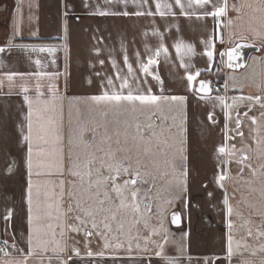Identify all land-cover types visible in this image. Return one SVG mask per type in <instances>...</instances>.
Wrapping results in <instances>:
<instances>
[{"label":"crops","instance_id":"1","mask_svg":"<svg viewBox=\"0 0 264 264\" xmlns=\"http://www.w3.org/2000/svg\"><path fill=\"white\" fill-rule=\"evenodd\" d=\"M0 5V240L8 245L0 264H264V242L252 240L254 233H264V165L258 160L264 156V0ZM221 7L223 15L211 14ZM239 41L259 45V53L243 71L221 66L213 72L219 52ZM216 72L224 74V84H217ZM202 80L218 91L199 94ZM240 92L253 104L238 103ZM104 93L161 99L156 105L136 101L133 111V102L98 105L91 99ZM126 107L130 128L120 125ZM155 109L182 111L186 125V159L179 167L187 175L168 179V185L185 186L181 210L169 212L180 213L178 227L171 214L154 213L149 198L153 186L167 182L154 179ZM245 125L250 137L257 133L262 141L247 140ZM234 156L256 162L247 164L256 169L251 177L238 172ZM132 179L135 185H125ZM116 186L127 204L137 193L139 212L121 209L115 219L108 212L88 215L94 206L89 193L97 191L99 199L108 193L105 209L118 208ZM156 224L164 233L167 224L181 233L177 239L157 238L156 250ZM230 237L236 239L231 255Z\"/></svg>","mask_w":264,"mask_h":264},{"label":"rangeland","instance_id":"2","mask_svg":"<svg viewBox=\"0 0 264 264\" xmlns=\"http://www.w3.org/2000/svg\"><path fill=\"white\" fill-rule=\"evenodd\" d=\"M2 1L9 2L10 0H0V4ZM1 8V5H0ZM245 69V68H244ZM243 71V70H241ZM232 73H239V72H232ZM236 75V74H233ZM249 90V89H248ZM252 89L248 92L249 96H252ZM247 94L239 93L238 95V103H245L247 104L248 102H252L253 100L247 98ZM232 102L236 100L235 97H231ZM129 110V108H124L121 111V116H125L124 119L120 122L121 127H128L130 128V123H129V112L126 110ZM257 112L262 110H256ZM264 112V111H263ZM264 113L261 114L260 119H264ZM262 125V124H260ZM185 121L183 119V113L182 111L179 112L176 111L175 114H171L169 112L168 114H162L158 109H155L154 112V121H153V166L155 167V181L159 180L162 181L164 178H167V182L165 183L166 185L162 184V182H159L152 187V192L150 193V201L152 203V207L154 210V213L158 214H168L171 212V210H181L182 204L184 200V195H185V186H181L180 182H175V185H168L172 182H169L168 179L170 180H178L183 177L181 168L179 165L182 163V159L184 158L183 154V145H184V138H185ZM122 127V128H123ZM261 127V126H260ZM244 131V135L247 140H253L257 139L262 141V137H258L257 133L255 135L253 134V137H250V132L249 129L245 127L242 128ZM261 132V131H260ZM264 135V134H263ZM255 136V137H254ZM261 136V135H260ZM264 142V140L262 141ZM128 144V143H127ZM125 146V145H123ZM258 160L260 161L261 165H264V156L261 158L259 157ZM231 162L233 163H238L240 169L238 172L240 173L241 171L246 173L247 177H251L256 171L254 167H251L249 165H252L256 163L253 159L250 160H238L236 156L231 158ZM247 164H249L247 166ZM256 167V166H255ZM262 166L259 167V171H261ZM234 170V169H233ZM160 177L158 178L156 176ZM231 172H233L231 170ZM264 172V168H263ZM161 173V175H160ZM165 174V175H164ZM163 178V179H161ZM233 201V197H231ZM238 202V200L236 201ZM173 208V209H172ZM176 208V209H175ZM174 212V211H173ZM172 214V213H169ZM254 219L257 220L258 217L254 216ZM164 233V229L159 226L155 225L154 227V235H155V249L158 250V241L157 238H165V241L168 239H177L178 235H180V230L179 228H174L171 226V224H167ZM165 234V237H164ZM247 239V237H245ZM236 240L234 237H232V241L234 242ZM253 241H260L264 242V233H254V238L252 239ZM251 240V241H252Z\"/></svg>","mask_w":264,"mask_h":264},{"label":"snow or ice","instance_id":"3","mask_svg":"<svg viewBox=\"0 0 264 264\" xmlns=\"http://www.w3.org/2000/svg\"><path fill=\"white\" fill-rule=\"evenodd\" d=\"M176 2H177V4H179L180 0H176ZM196 2L198 4H204V3H208V0H196ZM159 7H160V5L157 4V8H159ZM224 12H225V7H221L218 11L213 12L211 14L215 15V16H220V15H223ZM100 14L104 15L106 13L101 12ZM124 14L127 15V13H124ZM136 14L137 15H142L143 13L137 12ZM161 15H163V13H161ZM179 50H180V45H177V51H179ZM0 51H2V49H0ZM42 51H43V49H42ZM49 51H51V50H49ZM234 51H235V49H234ZM157 55H158V53H157ZM208 55L211 56L212 53L208 52ZM236 58L238 59L239 57L237 56ZM150 63H151V61H150ZM129 69H130V66H129ZM144 70H145V72H147V68H145ZM192 79H194V77L189 76V80H192ZM108 83L111 84L112 81L109 80ZM201 89L202 90L204 89V85H201ZM25 91H27V89H25ZM25 99H27V97H25ZM91 99L98 105L101 104V103H113L114 102L115 105L119 106L121 104V102H124V101L133 102V111H135L134 102L139 101L141 105H156L161 98L157 97L155 95H131V94H129V95H120V94L109 95L107 93H104L103 95L94 96ZM172 99L173 100H176V99H181L182 100L183 98L172 97ZM29 105L31 107V102L30 101H29ZM31 118H32V111H30L29 114H28V120H29L28 132H29V135L25 137L26 140L30 139V137H31V132H32ZM140 127L141 126L139 124L136 125V129H137L138 133L140 131ZM147 127L151 128L152 124L149 123L147 125ZM140 139H143V137H140ZM219 151L221 153H223V152H225V149L222 147V148H220ZM30 156H31V150L29 151V161H28L29 167H31ZM184 159H186V157ZM245 159H246V157H245ZM123 171L128 172L129 168L128 167H124ZM86 174L88 176H91V171L89 170ZM135 174H136V176L140 175L138 170L136 171ZM182 174L185 177L187 175L186 171L182 172ZM73 175L80 176L81 180L83 179V176L80 173H78V172L73 173ZM220 178L222 180L225 179V177L223 175ZM136 182L137 181L135 179H132L130 181H125V185H127L129 183H131L132 185H135ZM97 183H99V182H97ZM91 187H92V185L90 183L89 184V188H91ZM115 190H116L117 194L122 197V192H121V189L119 188V186H116ZM28 193H29L28 203L31 205V203H32V200H31V187L29 188ZM103 195H104L105 199H108V193L107 192H104ZM131 195H132V200H133V203L131 205L127 204L126 203V199L122 197L121 200H120V204H119L118 208L115 211H113V209H111V208L105 209L103 207V205L105 203V199H99V196H100L99 191H97L94 196L91 193H89V198L94 201V206L90 207L89 209H86V212L90 216L94 215L95 213L108 212V213H111V218L112 219L116 218V212L120 211L121 209L132 208L133 211L139 212V205L135 203L137 193L135 191H133L131 193ZM262 195H264V192H262ZM225 203H227V201H225ZM231 211H232V209L229 208V212L230 213H231ZM9 218H10V213H9ZM77 219H79V217H77ZM105 219H107V217H105ZM175 219L178 221L179 217H175ZM105 226L107 227V225H105ZM93 227H95V224H93ZM73 230L76 231V229H73ZM34 231H36V230L34 229ZM88 235H90V233H88ZM30 243H31V241H30ZM42 243L43 242H41L39 240V237H37V246H40ZM58 247H59V245H58ZM231 254H232V240H231V237H230L229 238V255H231ZM158 255H159V253H158Z\"/></svg>","mask_w":264,"mask_h":264},{"label":"water","instance_id":"4","mask_svg":"<svg viewBox=\"0 0 264 264\" xmlns=\"http://www.w3.org/2000/svg\"><path fill=\"white\" fill-rule=\"evenodd\" d=\"M235 49V51H234ZM260 46L248 41H239L235 45L222 49L218 58L223 69L229 71H241L248 65L250 56L254 53H259ZM239 57L238 59L236 57ZM204 85V89H201ZM196 91L204 96H210L214 93V87L210 81L202 80L198 83ZM175 217H179L177 221ZM171 223L174 227L181 225V215L178 212L171 214Z\"/></svg>","mask_w":264,"mask_h":264},{"label":"trees","instance_id":"5","mask_svg":"<svg viewBox=\"0 0 264 264\" xmlns=\"http://www.w3.org/2000/svg\"><path fill=\"white\" fill-rule=\"evenodd\" d=\"M216 67H221V64H220L219 59H217V63H216V66H215L213 72H215ZM221 68H222V67H221ZM221 68H220V69H221ZM215 77H216V79H217V84H218V85H222V84H224V82H225V76H224V74H223L222 72H216V73H215Z\"/></svg>","mask_w":264,"mask_h":264},{"label":"built area","instance_id":"6","mask_svg":"<svg viewBox=\"0 0 264 264\" xmlns=\"http://www.w3.org/2000/svg\"><path fill=\"white\" fill-rule=\"evenodd\" d=\"M218 91V88L214 87V93ZM8 252V245L5 241L0 240V256L6 255Z\"/></svg>","mask_w":264,"mask_h":264}]
</instances>
